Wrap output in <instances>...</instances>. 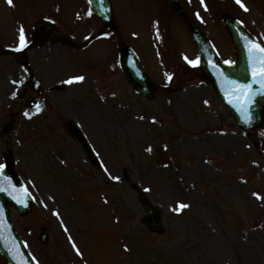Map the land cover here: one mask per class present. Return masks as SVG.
<instances>
[{"label":"rangeland","instance_id":"obj_1","mask_svg":"<svg viewBox=\"0 0 264 264\" xmlns=\"http://www.w3.org/2000/svg\"><path fill=\"white\" fill-rule=\"evenodd\" d=\"M32 1L14 0L9 6L0 0V164L10 148L18 176L37 197L26 216L9 207L30 256L39 264H264V200L252 195L264 196V123L249 139L200 83L199 64L184 59L198 57L196 46L176 16L161 0H111L125 43L157 84L170 85L144 101L116 67L113 38L87 48H100L84 58L90 65L80 64L83 55L72 64L73 49L53 42L30 49L27 68L2 55L4 47H17L21 25L30 43L31 26L60 7L70 15L66 21L77 20L71 30L56 19L62 35L83 41L101 28L92 17L85 19L86 0ZM182 1L220 60L234 59L223 10L264 43V0H244L249 11L235 0L217 9L213 0H205L207 10L201 0ZM106 61L109 66L95 79L87 72L91 64L103 67ZM78 75L85 80L66 83ZM37 103L43 111L26 118L23 113H34ZM71 126L86 134L94 161L72 137ZM104 167L120 179H109ZM136 185L159 209L164 232L153 233L142 223L144 212L132 193ZM178 201L191 207L173 212ZM41 230L47 237L42 245Z\"/></svg>","mask_w":264,"mask_h":264},{"label":"water","instance_id":"obj_2","mask_svg":"<svg viewBox=\"0 0 264 264\" xmlns=\"http://www.w3.org/2000/svg\"><path fill=\"white\" fill-rule=\"evenodd\" d=\"M166 1L183 17L192 36L196 41H198L197 43L202 57L201 69L205 80L213 87L222 102L229 107L228 109L230 110L231 114L236 119H238L242 125L247 124V127L249 129H251L252 127H256L261 120V112H263L262 110L264 106V96H256L255 101L250 109L252 116L251 123H246L237 109L228 104L227 101L229 99H232V94L235 90L224 79V77L227 76L229 79L239 80L241 83L251 82V72L248 65V53L246 48L247 41L243 39V37L247 36L249 39H252V37L244 29H242V27L238 23H236L232 19H229V17H225L224 23L231 34V40H233L237 61L232 65L222 64L216 60L214 54L209 49L208 44L205 42V39L181 9L178 1ZM90 5L93 13L102 20L103 25L106 28L110 29L112 32L117 33L116 25H114L115 21L110 8V1L93 0ZM52 38L53 37L50 34V26L47 24L43 26L42 30L41 28H39L34 35V39L36 41L42 39L44 42H47ZM120 57L121 69L126 78H128L131 83L137 86V91L141 93L145 98H151L154 87L152 86V83L149 81V78L144 73L136 58L124 44H122L120 49ZM17 58L21 61L25 60L23 52L18 53ZM221 72L223 73V75H221ZM253 88L258 89L259 86L253 85ZM7 180H10L11 184L15 185L16 189H22L20 186H18L19 182L16 180V177L11 170V163L9 161L5 164L3 175L0 176V184L2 183L5 187H8L9 185L7 184ZM13 195L23 198L22 192H14ZM8 200H11L12 202L16 201L12 198V195H9L6 192H0V204H2L4 209L5 204ZM27 202L29 203L28 198H26V203ZM144 204L147 207V204ZM1 209L2 208L0 207V210ZM20 209L21 211H25L22 207ZM148 209L151 208L148 207ZM2 212L3 217L1 219H4V211ZM0 249L6 256H8L9 262L11 264H19L21 259L26 261L25 258H21L23 256L20 257V245L17 242L15 236L12 234L6 222L0 223Z\"/></svg>","mask_w":264,"mask_h":264},{"label":"snow or ice","instance_id":"obj_3","mask_svg":"<svg viewBox=\"0 0 264 264\" xmlns=\"http://www.w3.org/2000/svg\"><path fill=\"white\" fill-rule=\"evenodd\" d=\"M89 4L93 2V0H88ZM236 4L239 5L244 11H249L247 8L246 4L244 3V0H235ZM7 3L9 6H14V0H7ZM201 4L204 5L205 10H207V5L204 3V0H201ZM87 15L91 17L93 15V11L91 8L87 11ZM197 16L199 17V13H197ZM76 18L80 19L81 16L79 13L76 14ZM45 19H48L45 17ZM55 21H53L54 23ZM155 27V25H154ZM135 35V33L133 34ZM156 38H160V33L157 30L156 32ZM85 39H89V37H85ZM243 39L247 41L246 48H247V53H248V65L250 68L251 72V82H246V83H241L239 80H234V79H229L227 76L224 77L225 81L231 85V87L235 90L232 94V99H229L227 102L229 105H232L234 108L237 109V111L241 114L243 119L245 120L246 123H251L252 116H251V106L253 105L256 96L262 95L264 96V43L249 39L247 36H244ZM29 45V40L26 37L25 29L21 25L19 27V34H18V44L17 47L15 48V51H21L25 48H27ZM184 59L187 61L188 64L192 66H197L200 63V58L197 57L195 60L189 59L187 56L184 57ZM225 64H232L234 62L232 61H224ZM215 67V65H214ZM27 71V69H25ZM167 79L170 81L172 79L171 74L166 73L165 74ZM221 75L223 73L221 72ZM85 80V77L83 75H78V76H72L70 77L66 83L68 84H73V83H79L83 82ZM13 84H17V81H12ZM253 85H258V89H254ZM17 92L13 91L12 92V97L16 98ZM207 103V101L205 102ZM35 112H29L25 111L23 115L31 119L33 115L39 114L43 111V108L41 104L37 103L35 104ZM142 118V117H141ZM155 122V121H153ZM251 147V145H249ZM149 152L152 151L151 147L147 149ZM5 168L4 164H0V176L3 175V170ZM104 172L108 173L107 167H104ZM109 179L111 180H116L118 181L120 177L118 176H112L110 173H108ZM7 184L9 185L8 187H5L4 184H0V192H6L9 195H12V198L16 200L18 204L27 206L26 204V198L31 197L32 199H37V197L33 196L32 193L29 191L27 187L22 188V189H16L15 185L11 184L10 180H7ZM35 187V184L33 183L32 185ZM14 192H22L23 193V198H20L16 195H13ZM252 195L257 199V200H264V196H261L260 193L253 192ZM52 199V197H50ZM43 203V201H40ZM105 203H107V200L105 199ZM44 207L47 208L48 205L44 204ZM191 206L188 203L184 202H177L176 206L172 208L171 210L176 213H181L186 209H189ZM53 215H55L58 219H60V213L58 211L53 210L52 212ZM3 213L0 211V216H2ZM61 225L64 228V232L68 233L69 229L67 226L63 225V220H61ZM68 241L71 244L72 249L76 252V254L80 257H83V252L81 249L78 247L76 241L73 239L71 235H68ZM27 247V245H25ZM124 250L125 251H130L129 247L127 244L124 245ZM32 261L34 264H39V261L36 260V258L33 256L31 257ZM19 264H27V261L21 259Z\"/></svg>","mask_w":264,"mask_h":264}]
</instances>
